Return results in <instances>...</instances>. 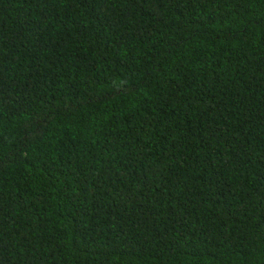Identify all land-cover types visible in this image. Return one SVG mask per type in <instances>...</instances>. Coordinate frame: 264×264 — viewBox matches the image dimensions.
<instances>
[{
	"label": "trees",
	"instance_id": "1",
	"mask_svg": "<svg viewBox=\"0 0 264 264\" xmlns=\"http://www.w3.org/2000/svg\"><path fill=\"white\" fill-rule=\"evenodd\" d=\"M0 264H264V0H0Z\"/></svg>",
	"mask_w": 264,
	"mask_h": 264
}]
</instances>
